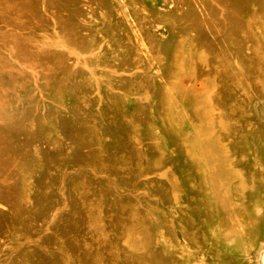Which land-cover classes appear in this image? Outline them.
<instances>
[{"label": "rangeland", "instance_id": "obj_1", "mask_svg": "<svg viewBox=\"0 0 264 264\" xmlns=\"http://www.w3.org/2000/svg\"><path fill=\"white\" fill-rule=\"evenodd\" d=\"M0 264H264V0H0Z\"/></svg>", "mask_w": 264, "mask_h": 264}]
</instances>
